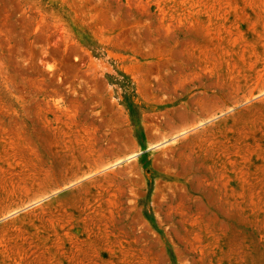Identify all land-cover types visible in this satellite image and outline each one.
Listing matches in <instances>:
<instances>
[{
  "label": "rangeland",
  "instance_id": "rangeland-1",
  "mask_svg": "<svg viewBox=\"0 0 264 264\" xmlns=\"http://www.w3.org/2000/svg\"><path fill=\"white\" fill-rule=\"evenodd\" d=\"M0 264H264V0H0Z\"/></svg>",
  "mask_w": 264,
  "mask_h": 264
}]
</instances>
